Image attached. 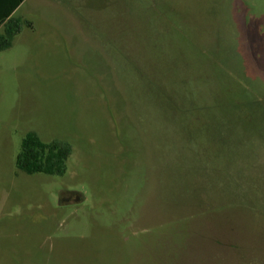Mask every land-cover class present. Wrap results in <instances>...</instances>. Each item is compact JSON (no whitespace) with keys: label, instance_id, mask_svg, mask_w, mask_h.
Instances as JSON below:
<instances>
[{"label":"rangeland","instance_id":"obj_1","mask_svg":"<svg viewBox=\"0 0 264 264\" xmlns=\"http://www.w3.org/2000/svg\"><path fill=\"white\" fill-rule=\"evenodd\" d=\"M0 52V264H264V0H30ZM73 148L19 172L23 139Z\"/></svg>","mask_w":264,"mask_h":264},{"label":"trees","instance_id":"obj_2","mask_svg":"<svg viewBox=\"0 0 264 264\" xmlns=\"http://www.w3.org/2000/svg\"><path fill=\"white\" fill-rule=\"evenodd\" d=\"M25 0L14 4L13 13ZM8 14L0 20L4 25L0 35V52L13 47L15 37L22 33L24 27L33 29V23L20 17L9 18ZM73 153L71 144L67 141L54 140L44 142L37 133L31 132L22 141L21 151L16 159L19 172L26 175L43 174L52 177H61L67 173L68 161Z\"/></svg>","mask_w":264,"mask_h":264},{"label":"crops","instance_id":"obj_3","mask_svg":"<svg viewBox=\"0 0 264 264\" xmlns=\"http://www.w3.org/2000/svg\"><path fill=\"white\" fill-rule=\"evenodd\" d=\"M30 0H25L23 3H21V5L19 7H17V9L13 12L12 10H14V4H16V2H19V0H0V20L2 18H4L5 16H7L8 14L10 17L9 18H13V17H20L18 14L19 12L23 9V7L29 2ZM4 30V25L0 26V35L3 33Z\"/></svg>","mask_w":264,"mask_h":264}]
</instances>
